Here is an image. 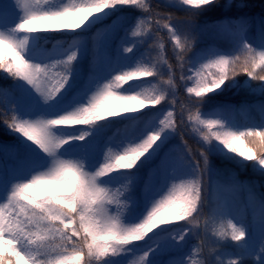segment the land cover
<instances>
[{"label":"snow or ice","instance_id":"1","mask_svg":"<svg viewBox=\"0 0 264 264\" xmlns=\"http://www.w3.org/2000/svg\"><path fill=\"white\" fill-rule=\"evenodd\" d=\"M164 7L0 0V264H264V18Z\"/></svg>","mask_w":264,"mask_h":264},{"label":"trees","instance_id":"2","mask_svg":"<svg viewBox=\"0 0 264 264\" xmlns=\"http://www.w3.org/2000/svg\"><path fill=\"white\" fill-rule=\"evenodd\" d=\"M226 2H227V0H221V3H226ZM234 3L244 4V7L241 9L232 8L231 11H229L227 9H216L215 11L208 13L205 17H202L201 19L215 20L218 17L225 16V15L233 16V17L245 16L248 18H252L256 21H259L261 18H264V0H234ZM153 4H155V3H153ZM160 11L165 12V13L173 12L174 16H176V17H181V18L184 17V13L182 11H177L174 8L164 7L163 4H161ZM49 35H58V34L52 33ZM208 42L212 43L213 45H220L222 47L224 46V41L217 40L214 37H212L211 35H207V34L200 37L199 46L204 47ZM168 49L169 50L166 53V55L168 56V58L170 60H172L173 54H171L169 52L170 51L169 47H168ZM4 75L5 74L0 72V85H4V86L10 85L12 83V81L10 79H3L2 77ZM238 79L245 80L246 77L241 76V77H238ZM184 93L185 92H180L179 96L177 97V101H178L177 107L179 109H180L179 102L182 101L186 97ZM218 99L220 101L229 102L232 104H240L241 102H243L245 100H247L249 102H253V101H258L261 98L260 97L247 96L243 91H241L240 94H238V95H234L233 93L230 92V93L225 94L222 97H219ZM251 115L256 120H259L261 118L259 112H253V113H251ZM186 130L189 131L190 135L193 138H196V136L194 134H192L190 132V130H188V129H186ZM184 136H185V139H187L185 129H184ZM12 141H13V136L10 135L4 129V126L2 124H0V142L10 143ZM243 175H246L250 180H255V177H256L257 180H261L260 181L261 184H264V177L256 176L250 170L244 171ZM259 191L264 192V187L259 188ZM237 212L239 215L244 214V213H241L239 209Z\"/></svg>","mask_w":264,"mask_h":264},{"label":"rangeland","instance_id":"3","mask_svg":"<svg viewBox=\"0 0 264 264\" xmlns=\"http://www.w3.org/2000/svg\"><path fill=\"white\" fill-rule=\"evenodd\" d=\"M163 1L167 2V0H163ZM13 2H14V0H13ZM238 198H239L240 200H244L245 198L248 199L247 194L244 193V192H241V193L239 194V197H238Z\"/></svg>","mask_w":264,"mask_h":264}]
</instances>
